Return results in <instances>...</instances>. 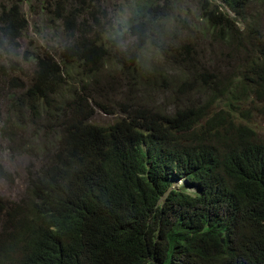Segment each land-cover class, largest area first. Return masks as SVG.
Wrapping results in <instances>:
<instances>
[{
    "label": "trees",
    "instance_id": "trees-1",
    "mask_svg": "<svg viewBox=\"0 0 264 264\" xmlns=\"http://www.w3.org/2000/svg\"><path fill=\"white\" fill-rule=\"evenodd\" d=\"M253 1L202 0L201 16L226 43L253 37L254 28L238 26ZM83 2H52L66 44L37 57L32 84L19 98L57 123L60 138L28 203L19 205L22 220L9 240L15 243L2 242L0 264H264V137L243 109L252 93L264 97V46L244 51L240 75L223 77L199 70L198 49L193 56L187 45L165 47L168 13L154 1L133 9L137 43L127 53L101 32L102 7L90 6L89 24ZM26 26L18 8L0 13V35L11 43ZM147 47L180 75L146 68ZM109 65L133 68L137 87L162 79L155 91L172 93L163 106L147 101L112 124H97L98 110H114L86 85ZM180 179L186 184L174 188ZM4 211L11 214L0 202ZM14 244L18 259L10 256Z\"/></svg>",
    "mask_w": 264,
    "mask_h": 264
},
{
    "label": "rangeland",
    "instance_id": "rangeland-1",
    "mask_svg": "<svg viewBox=\"0 0 264 264\" xmlns=\"http://www.w3.org/2000/svg\"><path fill=\"white\" fill-rule=\"evenodd\" d=\"M54 1L56 0H0V13L3 9L10 10L16 7L27 20L26 29L17 42L11 43L7 37L0 35V202L4 203L11 213L8 215L5 214L7 211H4L0 214V246L2 242L15 243L9 240L22 220L21 214L18 213L19 205L24 206L28 203L29 188L31 185L34 186L48 169L59 145V125L55 122L46 123L45 114H36L23 106L19 100L32 84L37 69V57L46 50L55 52L66 44L64 25L58 19L56 7L52 4ZM84 1L79 5L84 11L83 17H90L89 24L95 23L94 18L90 16V6L99 5L104 10L99 13V17L103 26L101 32L105 35L112 31L113 19L117 13H122L130 19L133 9L154 1L165 10V14L168 13L165 29L169 37L166 39L165 47L182 49L187 45L190 46V51L192 50L191 55L193 50L198 49L196 57L199 70H210L223 77L233 72L240 75L238 64L244 51H250L253 46H264V0H254L248 5L247 20L238 22V26L242 31L245 30L244 32H247L249 27L254 28L252 33L255 35L249 37L247 33L240 34L229 43L217 39L216 34L202 18V0ZM224 9L228 10L226 6ZM59 10L64 12V6L61 5ZM230 14L235 18L233 12ZM233 43L240 48L237 49L238 52L236 47L232 46ZM141 54L149 64L146 68L151 69L159 65L169 76L180 75L179 69L175 70L171 63L167 65L162 61L152 47L145 48ZM133 72L134 69L131 67L122 70L116 65H109L100 71L95 80H90L91 83L86 87L93 88L95 98L114 110L112 114L98 110L92 119L93 122L100 125L112 124L125 116L129 109H134L140 104L146 105L147 101L155 106H163V100H167L172 92L155 91V87L163 88L162 79L158 80L156 85L149 80V84L142 83L137 87L132 78ZM80 87L78 84V89H81ZM243 109L250 110L247 121L261 137H264V97L252 93L250 100L244 103ZM185 181L181 179L178 184H185ZM178 184L176 182L174 188H179ZM196 190L197 188H190V191ZM14 248L20 247L14 244ZM19 254L20 249L12 251L10 256L18 259Z\"/></svg>",
    "mask_w": 264,
    "mask_h": 264
},
{
    "label": "clouds",
    "instance_id": "clouds-1",
    "mask_svg": "<svg viewBox=\"0 0 264 264\" xmlns=\"http://www.w3.org/2000/svg\"><path fill=\"white\" fill-rule=\"evenodd\" d=\"M130 31H131V23L129 18L123 15L122 13H117L113 19L112 31L108 34V38L113 41V43L116 45L117 48L127 53L130 49V46L135 47L137 43L130 36ZM178 185L182 186L184 185V183Z\"/></svg>",
    "mask_w": 264,
    "mask_h": 264
}]
</instances>
